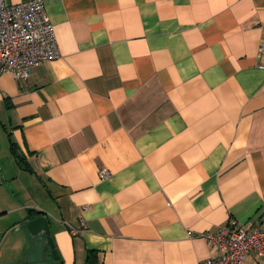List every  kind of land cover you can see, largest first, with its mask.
<instances>
[{"label":"crops","instance_id":"1","mask_svg":"<svg viewBox=\"0 0 264 264\" xmlns=\"http://www.w3.org/2000/svg\"><path fill=\"white\" fill-rule=\"evenodd\" d=\"M43 1L60 57L0 75V264H202L263 228L264 0Z\"/></svg>","mask_w":264,"mask_h":264},{"label":"built area","instance_id":"2","mask_svg":"<svg viewBox=\"0 0 264 264\" xmlns=\"http://www.w3.org/2000/svg\"><path fill=\"white\" fill-rule=\"evenodd\" d=\"M264 55V43L260 46ZM60 57L54 26L49 22L43 0L10 4L0 0V75L11 74L26 81L41 63ZM108 171L101 172L106 179ZM84 225V224H83ZM75 235L77 230L69 227ZM205 237L221 252V256L202 264H264V227L253 228L230 220L217 235Z\"/></svg>","mask_w":264,"mask_h":264},{"label":"water","instance_id":"3","mask_svg":"<svg viewBox=\"0 0 264 264\" xmlns=\"http://www.w3.org/2000/svg\"><path fill=\"white\" fill-rule=\"evenodd\" d=\"M20 228H24L33 239L38 237L40 242L50 247L53 257L55 259L58 258L54 239L50 230V225L46 217L43 216L28 220ZM23 264H26V262Z\"/></svg>","mask_w":264,"mask_h":264},{"label":"trees","instance_id":"4","mask_svg":"<svg viewBox=\"0 0 264 264\" xmlns=\"http://www.w3.org/2000/svg\"><path fill=\"white\" fill-rule=\"evenodd\" d=\"M93 262H94V253L91 252L87 264H93Z\"/></svg>","mask_w":264,"mask_h":264},{"label":"rangeland","instance_id":"5","mask_svg":"<svg viewBox=\"0 0 264 264\" xmlns=\"http://www.w3.org/2000/svg\"><path fill=\"white\" fill-rule=\"evenodd\" d=\"M15 166V165H14Z\"/></svg>","mask_w":264,"mask_h":264}]
</instances>
